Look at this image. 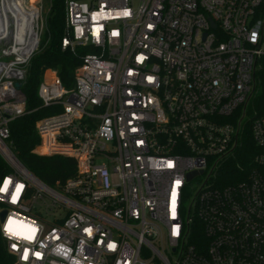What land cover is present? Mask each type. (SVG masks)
Instances as JSON below:
<instances>
[{"label": "built area", "instance_id": "obj_1", "mask_svg": "<svg viewBox=\"0 0 264 264\" xmlns=\"http://www.w3.org/2000/svg\"><path fill=\"white\" fill-rule=\"evenodd\" d=\"M55 0H0V237L13 264H264V0H61L65 88L45 68L32 152L73 158L53 186L8 125ZM20 85L15 87L14 84ZM249 127L253 152L235 161Z\"/></svg>", "mask_w": 264, "mask_h": 264}, {"label": "trees", "instance_id": "obj_2", "mask_svg": "<svg viewBox=\"0 0 264 264\" xmlns=\"http://www.w3.org/2000/svg\"><path fill=\"white\" fill-rule=\"evenodd\" d=\"M48 37L41 49L35 53L27 66L25 78L21 85V92L25 98V113L16 117L8 125L9 146L22 166L38 180L53 186L57 181L62 182L71 176L75 170L73 158L65 156H39L32 152L38 142L34 122L50 112L56 111V106H40L37 97V86L45 68L56 70L61 83L65 88L73 85V72L79 65L81 55L86 49L81 46L60 48V39L63 35V12L61 0H55L51 7L47 22ZM264 61V59H263ZM256 84L253 96L247 106L249 118L253 115L264 114V62L256 74ZM253 144L249 136V127L246 124L241 143L236 150L235 158L231 160L229 172H233L235 161L245 165L247 156L252 154ZM8 169L0 159V176L7 173ZM0 264H13V256L7 252L5 244L0 237Z\"/></svg>", "mask_w": 264, "mask_h": 264}, {"label": "water", "instance_id": "obj_3", "mask_svg": "<svg viewBox=\"0 0 264 264\" xmlns=\"http://www.w3.org/2000/svg\"><path fill=\"white\" fill-rule=\"evenodd\" d=\"M19 85H20L19 82H16V83L14 84L15 87H18ZM3 215H4V210H0V219L2 218Z\"/></svg>", "mask_w": 264, "mask_h": 264}, {"label": "rangeland", "instance_id": "obj_4", "mask_svg": "<svg viewBox=\"0 0 264 264\" xmlns=\"http://www.w3.org/2000/svg\"><path fill=\"white\" fill-rule=\"evenodd\" d=\"M56 111H53V112H50L48 115H50V114H54ZM36 148V147H35Z\"/></svg>", "mask_w": 264, "mask_h": 264}]
</instances>
